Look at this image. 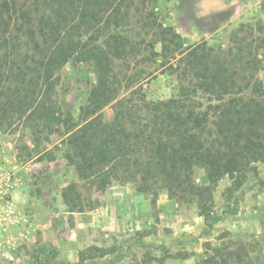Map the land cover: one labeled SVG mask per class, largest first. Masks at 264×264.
Instances as JSON below:
<instances>
[{
    "label": "trees",
    "instance_id": "trees-1",
    "mask_svg": "<svg viewBox=\"0 0 264 264\" xmlns=\"http://www.w3.org/2000/svg\"><path fill=\"white\" fill-rule=\"evenodd\" d=\"M157 1L0 0V130L23 125L38 147L41 136L49 141L63 125L70 161L83 182L98 192L130 183L154 198L165 190L170 199L196 206L209 235L225 218L213 209L218 184L227 178L234 191L241 190L264 164L261 63L251 44L235 51L206 41L186 45L149 9ZM261 10L264 15V0ZM133 15L154 32L149 60L178 78L167 100L147 99L142 80L152 72L143 77L131 61L140 54L124 31ZM70 63L88 64L94 74L78 118L64 110L59 89L60 73ZM110 105L111 120L104 113ZM35 155L53 159L39 149ZM198 168L206 185L194 180ZM61 198L69 212L87 207L77 183L64 187ZM229 248L224 244L196 264H252L244 245ZM107 254L89 247L79 264H103Z\"/></svg>",
    "mask_w": 264,
    "mask_h": 264
},
{
    "label": "rangeland",
    "instance_id": "rangeland-1",
    "mask_svg": "<svg viewBox=\"0 0 264 264\" xmlns=\"http://www.w3.org/2000/svg\"><path fill=\"white\" fill-rule=\"evenodd\" d=\"M155 7L152 3L149 9L154 11L158 22L165 26L175 23L186 45L206 41L215 49L233 48L235 51L239 45L251 44L261 63L257 77L264 85L261 0L254 15H244L245 20L219 29L215 24L210 25L207 17L203 22L208 25L197 18L185 20L179 15V8L175 10L177 15L171 17V5L162 9L165 15ZM139 19L140 15H133L124 30L140 49V54L131 61L143 71V77L152 72V77L142 80L147 99L167 100L176 92L178 78L168 66H161L160 61L149 60L154 32ZM160 48L158 44L156 51ZM60 77L64 110L78 118L90 83L94 81L92 69L85 63H70L63 68ZM104 113L106 119L111 120L113 106L106 107ZM67 136L66 128L59 126V131L51 135L49 141L41 136L43 140L37 147L31 131L23 125L0 130V186L3 187L0 264H79L80 253L92 246L108 251L100 260L103 264H196L224 244H230L229 251L244 245L252 264H264V185L261 184L264 183V164L258 165V177L249 176L241 190L234 191L227 178L218 184L213 209L225 218L214 224L209 235H204V218L196 206L170 199L165 190L154 198L152 194L139 193L130 183H114L106 191L98 192L83 182L70 161ZM38 149L43 155L52 153L53 159L44 155L39 161L35 155ZM6 177H10L9 185ZM194 180L199 185L208 183L205 171L200 168L195 170ZM72 182L78 184L87 205L84 212L100 215L93 225L98 229L95 236L91 227L77 231L71 226L76 215L69 213L61 192ZM249 193L250 198H247Z\"/></svg>",
    "mask_w": 264,
    "mask_h": 264
},
{
    "label": "crops",
    "instance_id": "crops-1",
    "mask_svg": "<svg viewBox=\"0 0 264 264\" xmlns=\"http://www.w3.org/2000/svg\"><path fill=\"white\" fill-rule=\"evenodd\" d=\"M163 2H165V4H163ZM169 5L172 6L171 12L169 13L171 17L172 15H177V13L175 14V10L179 8V15H183L185 20L197 18L206 25H208L206 21H210V25L215 24L217 28L225 27L234 21L241 22V20H245L244 15H254V9H256V11L258 10V0H158L155 3V8L156 11L163 14L162 9H167ZM204 17L208 18L205 21L206 23L203 22ZM170 26L174 27L176 31L180 33V29L177 25H175V23L172 22ZM247 194L246 197L250 198V193L248 196ZM258 198L261 199L262 197L260 196ZM255 201H257V203L259 202L256 198ZM69 213L76 215L73 223H71V226H73L77 231H84L87 227H91V231H93V233L95 232L93 236L98 233L97 227L95 228L93 225L94 222H96V219H100L99 214H94L92 211L88 213Z\"/></svg>",
    "mask_w": 264,
    "mask_h": 264
},
{
    "label": "built area",
    "instance_id": "built-area-1",
    "mask_svg": "<svg viewBox=\"0 0 264 264\" xmlns=\"http://www.w3.org/2000/svg\"><path fill=\"white\" fill-rule=\"evenodd\" d=\"M6 181H7V184L9 185L10 177H6ZM9 187H10V186H9ZM10 188H12V187H10ZM2 190H3V187L0 186V194L3 192Z\"/></svg>",
    "mask_w": 264,
    "mask_h": 264
}]
</instances>
